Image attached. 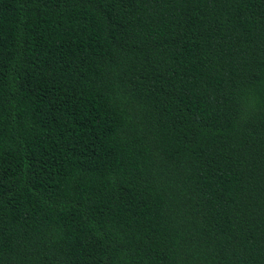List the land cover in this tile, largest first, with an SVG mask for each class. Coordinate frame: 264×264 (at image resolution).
I'll return each mask as SVG.
<instances>
[{"label": "trees", "instance_id": "1", "mask_svg": "<svg viewBox=\"0 0 264 264\" xmlns=\"http://www.w3.org/2000/svg\"><path fill=\"white\" fill-rule=\"evenodd\" d=\"M0 264H264V0H0Z\"/></svg>", "mask_w": 264, "mask_h": 264}]
</instances>
